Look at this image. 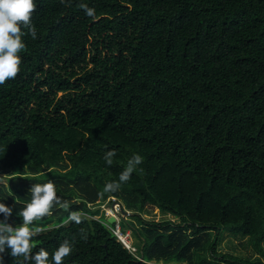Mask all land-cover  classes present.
<instances>
[{"label":"trees","instance_id":"obj_1","mask_svg":"<svg viewBox=\"0 0 264 264\" xmlns=\"http://www.w3.org/2000/svg\"><path fill=\"white\" fill-rule=\"evenodd\" d=\"M80 2L96 9L95 21ZM34 3L37 39L22 37L20 71L0 85V177L11 175L10 188L0 184V203L13 207L9 223L19 225L31 185L52 179L69 210L88 219L64 224L69 213L54 205L30 226H53L33 238L32 254L42 247L53 264L51 254L69 239L73 251L62 264H178L199 244L182 239L187 230L193 237L226 230L261 250L264 0ZM108 150L117 153L112 165ZM134 153L143 163L104 197L132 212L121 229L138 232L136 255L118 240L115 223L93 217L98 192ZM156 210L179 223L148 219ZM217 238L211 252L222 263L264 264L217 254ZM0 256L2 264L23 259L10 250Z\"/></svg>","mask_w":264,"mask_h":264},{"label":"clouds","instance_id":"obj_2","mask_svg":"<svg viewBox=\"0 0 264 264\" xmlns=\"http://www.w3.org/2000/svg\"><path fill=\"white\" fill-rule=\"evenodd\" d=\"M61 3H66V0H61ZM66 6H71V0H67ZM77 7L82 9L86 16L93 21L97 19L94 7H89L87 3L83 2L78 3ZM36 8L34 0H0V85L5 84L7 80L15 79L20 71L22 60L18 53L26 47L22 42V37L30 35L33 40L37 39V29L32 22ZM116 154L115 150L105 152L104 160L108 165H112L113 157ZM143 159L140 154L134 153L127 160L118 180L105 182L102 191L97 194L98 198L102 200L105 194L119 191L121 186L131 179L132 173L137 171V167L143 163ZM29 191L31 192L30 202L26 203L17 213L22 218V223L19 225L14 226V221L9 223L13 215V207L0 203V214L3 215V219H0V254L10 250L12 257H23L18 264H49V252L44 248L41 247L35 254H32V250L36 246L33 243V238L44 231L41 227H30L33 225V221L51 215L54 205H59L61 209L69 213L64 224L80 225L88 219V216L82 211L69 210V201L58 197L55 182L52 179L46 183L32 184ZM100 223L105 228L108 227L104 221H100ZM62 226L63 224L58 225V227ZM78 235L84 241L88 240V233L84 228L79 229ZM73 247L74 244L69 239H64L59 243L51 254L53 264H62L64 258L72 253ZM136 259L140 261L141 257L137 256ZM0 264H2V256H0ZM141 264H152V262L143 260Z\"/></svg>","mask_w":264,"mask_h":264},{"label":"rangeland","instance_id":"obj_3","mask_svg":"<svg viewBox=\"0 0 264 264\" xmlns=\"http://www.w3.org/2000/svg\"><path fill=\"white\" fill-rule=\"evenodd\" d=\"M11 175H3L0 177V184H5V186L10 188V183L7 181L8 178H10ZM31 183V182H28ZM100 206V211L95 214L94 218H99L100 216L104 215L106 218H109L111 216H114L116 220L120 221L121 218L125 220H129V216L131 215V211H128L125 209V205L121 203L119 199L116 197L110 196V197H104L102 200L100 199L99 203L97 204ZM123 206L125 208H123ZM121 211H123V214L121 215ZM150 220H154L156 222H162L165 219H170L174 223H179V219L175 218L172 215L162 216L158 210L154 212L152 216L147 217ZM117 221V222H118ZM69 224V223H68ZM52 224H49L48 227L44 229V231L50 230L52 228ZM139 230H144V227L142 225L137 226ZM176 231V230H174ZM127 232H130L131 237L130 241L139 247V235L138 232L135 229H128ZM178 233L179 230H177ZM191 231L187 230L185 233L181 232L182 239L184 240V235L190 236V238H193V240L198 239L199 244L198 245H192L189 247L188 250L185 251V254L187 256V260L183 263L178 264H224L226 263V260H223L224 263H222V259L218 256H214L215 254H212L211 252V244L213 243V240L215 239L217 235V248L216 253L217 254H227L231 255L236 258H242L241 260H247L250 262L260 260L262 263H264V243L262 244L261 250H259L250 240L248 237H243L240 234H234L230 233L226 230H221L219 232H208L207 234H200L195 237L192 236ZM176 244V243H175ZM174 244V245H175ZM184 245V244H183ZM182 245V249H186L188 246L185 244ZM152 264H163V261H159L158 263H155L154 261ZM169 264H177L174 262H171Z\"/></svg>","mask_w":264,"mask_h":264},{"label":"built area","instance_id":"obj_4","mask_svg":"<svg viewBox=\"0 0 264 264\" xmlns=\"http://www.w3.org/2000/svg\"><path fill=\"white\" fill-rule=\"evenodd\" d=\"M120 213L122 215L123 211H121ZM122 219L123 218H121L120 221H118V220L115 221V228L113 229V231H114L115 235L117 236L118 240L124 245V247L127 248L130 253L136 255L137 248L130 241V237H131L130 232H127V231L123 232L122 229H121V221H122Z\"/></svg>","mask_w":264,"mask_h":264},{"label":"water","instance_id":"obj_5","mask_svg":"<svg viewBox=\"0 0 264 264\" xmlns=\"http://www.w3.org/2000/svg\"><path fill=\"white\" fill-rule=\"evenodd\" d=\"M131 214H132V213H131ZM115 221H116V218H115L114 216H111V217L108 218V222H109L110 224L115 223Z\"/></svg>","mask_w":264,"mask_h":264}]
</instances>
